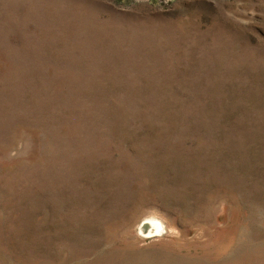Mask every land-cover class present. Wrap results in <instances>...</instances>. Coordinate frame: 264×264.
Returning a JSON list of instances; mask_svg holds the SVG:
<instances>
[{
  "label": "rangeland",
  "instance_id": "1",
  "mask_svg": "<svg viewBox=\"0 0 264 264\" xmlns=\"http://www.w3.org/2000/svg\"><path fill=\"white\" fill-rule=\"evenodd\" d=\"M0 264H264V0H0Z\"/></svg>",
  "mask_w": 264,
  "mask_h": 264
},
{
  "label": "water",
  "instance_id": "2",
  "mask_svg": "<svg viewBox=\"0 0 264 264\" xmlns=\"http://www.w3.org/2000/svg\"><path fill=\"white\" fill-rule=\"evenodd\" d=\"M136 232L142 239H152L157 237H167L172 233L171 226L164 219L157 216H147L143 218Z\"/></svg>",
  "mask_w": 264,
  "mask_h": 264
}]
</instances>
